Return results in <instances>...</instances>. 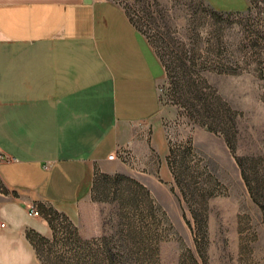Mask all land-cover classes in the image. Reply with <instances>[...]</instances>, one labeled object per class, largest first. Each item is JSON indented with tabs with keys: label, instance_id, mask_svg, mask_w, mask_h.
I'll use <instances>...</instances> for the list:
<instances>
[{
	"label": "rangeland",
	"instance_id": "374dc122",
	"mask_svg": "<svg viewBox=\"0 0 264 264\" xmlns=\"http://www.w3.org/2000/svg\"><path fill=\"white\" fill-rule=\"evenodd\" d=\"M111 1L163 66L153 123L165 150L147 132L145 148L123 147L74 222L39 204L57 235L40 244L44 263L88 242L93 264H264V0ZM15 196L0 178V208Z\"/></svg>",
	"mask_w": 264,
	"mask_h": 264
},
{
	"label": "crops",
	"instance_id": "0c3cea01",
	"mask_svg": "<svg viewBox=\"0 0 264 264\" xmlns=\"http://www.w3.org/2000/svg\"><path fill=\"white\" fill-rule=\"evenodd\" d=\"M163 74L111 0H0V178L16 195L0 208L9 264H41L26 231L51 234L43 218L18 221V209L45 204L74 222L95 173L119 166L111 153L139 151L144 132L165 150L153 123Z\"/></svg>",
	"mask_w": 264,
	"mask_h": 264
},
{
	"label": "trees",
	"instance_id": "16d2710c",
	"mask_svg": "<svg viewBox=\"0 0 264 264\" xmlns=\"http://www.w3.org/2000/svg\"><path fill=\"white\" fill-rule=\"evenodd\" d=\"M46 221L48 222V224H49V226L53 232L52 233L53 239H56L57 235H56V231L54 230V227L52 225V222L47 218H46ZM26 237H27V240L32 245L38 260L41 261V264H45L43 259H42V256H41L40 244L41 243L46 244L50 240L47 239L46 237L32 231V230H28L26 232ZM78 241L81 242V240H78ZM87 243L88 242H83L82 246H80L78 250L72 249L71 251H68V252H65L63 250L64 254L69 253V255L67 254L68 256H66V257L62 256V255H58L57 258H59L63 262H66L64 264H67V262H70L68 264H91V263L93 264V258L91 256V254L83 248V245H86ZM72 251H74V252H72ZM94 264H95V261H94Z\"/></svg>",
	"mask_w": 264,
	"mask_h": 264
},
{
	"label": "built area",
	"instance_id": "2783aa9c",
	"mask_svg": "<svg viewBox=\"0 0 264 264\" xmlns=\"http://www.w3.org/2000/svg\"><path fill=\"white\" fill-rule=\"evenodd\" d=\"M120 156H122V158H123V152H122V151H121L119 154L116 153V152H113V153H111V154L108 156V160H110V161L117 160ZM0 158H5V156H4L3 154H0ZM26 211H27V214H28L30 217H39V216H40L39 211H38L37 208H36L34 205H32V204L27 205ZM1 227H5V224L2 223V224H1Z\"/></svg>",
	"mask_w": 264,
	"mask_h": 264
}]
</instances>
